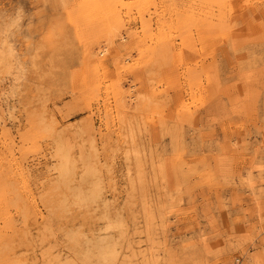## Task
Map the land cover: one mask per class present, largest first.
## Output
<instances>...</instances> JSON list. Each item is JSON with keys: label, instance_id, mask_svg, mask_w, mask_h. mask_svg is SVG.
Returning <instances> with one entry per match:
<instances>
[{"label": "rangeland", "instance_id": "rangeland-1", "mask_svg": "<svg viewBox=\"0 0 264 264\" xmlns=\"http://www.w3.org/2000/svg\"><path fill=\"white\" fill-rule=\"evenodd\" d=\"M0 264H264V0H0Z\"/></svg>", "mask_w": 264, "mask_h": 264}]
</instances>
